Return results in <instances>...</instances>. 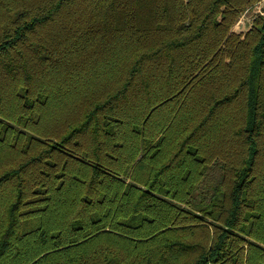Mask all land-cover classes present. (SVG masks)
<instances>
[{
    "label": "trees",
    "instance_id": "trees-1",
    "mask_svg": "<svg viewBox=\"0 0 264 264\" xmlns=\"http://www.w3.org/2000/svg\"><path fill=\"white\" fill-rule=\"evenodd\" d=\"M260 0H0V264H264Z\"/></svg>",
    "mask_w": 264,
    "mask_h": 264
},
{
    "label": "rangeland",
    "instance_id": "rangeland-1",
    "mask_svg": "<svg viewBox=\"0 0 264 264\" xmlns=\"http://www.w3.org/2000/svg\"><path fill=\"white\" fill-rule=\"evenodd\" d=\"M263 6L264 0H260L255 5L244 11L233 24L231 30L234 32H244L247 30L253 21L254 16L258 13H262L261 9Z\"/></svg>",
    "mask_w": 264,
    "mask_h": 264
}]
</instances>
